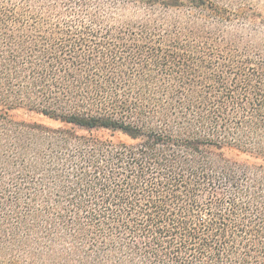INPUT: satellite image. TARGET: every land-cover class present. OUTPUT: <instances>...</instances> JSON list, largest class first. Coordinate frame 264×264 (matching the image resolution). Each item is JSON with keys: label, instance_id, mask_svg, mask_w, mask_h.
Here are the masks:
<instances>
[{"label": "trees", "instance_id": "1", "mask_svg": "<svg viewBox=\"0 0 264 264\" xmlns=\"http://www.w3.org/2000/svg\"><path fill=\"white\" fill-rule=\"evenodd\" d=\"M0 264H264V0H0Z\"/></svg>", "mask_w": 264, "mask_h": 264}, {"label": "rangeland", "instance_id": "2", "mask_svg": "<svg viewBox=\"0 0 264 264\" xmlns=\"http://www.w3.org/2000/svg\"><path fill=\"white\" fill-rule=\"evenodd\" d=\"M80 132H84V131L81 130ZM93 133L95 135L103 136V137H108V138H111L113 140H127V138H125L121 134H119V133H113V132L108 131V130H93Z\"/></svg>", "mask_w": 264, "mask_h": 264}]
</instances>
